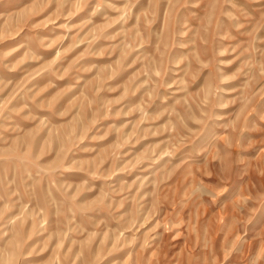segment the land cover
Masks as SVG:
<instances>
[{"label":"rangeland","instance_id":"rangeland-1","mask_svg":"<svg viewBox=\"0 0 264 264\" xmlns=\"http://www.w3.org/2000/svg\"><path fill=\"white\" fill-rule=\"evenodd\" d=\"M0 264H264V0H0Z\"/></svg>","mask_w":264,"mask_h":264}]
</instances>
